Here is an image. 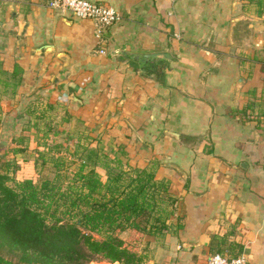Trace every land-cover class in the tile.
I'll list each match as a JSON object with an SVG mask.
<instances>
[{
	"label": "crops",
	"instance_id": "obj_1",
	"mask_svg": "<svg viewBox=\"0 0 264 264\" xmlns=\"http://www.w3.org/2000/svg\"><path fill=\"white\" fill-rule=\"evenodd\" d=\"M91 1L119 20L0 0L6 115L119 145L166 181L169 231L118 233L142 262L220 252L264 264V11L248 0ZM143 53L147 63L134 58Z\"/></svg>",
	"mask_w": 264,
	"mask_h": 264
},
{
	"label": "trees",
	"instance_id": "obj_2",
	"mask_svg": "<svg viewBox=\"0 0 264 264\" xmlns=\"http://www.w3.org/2000/svg\"><path fill=\"white\" fill-rule=\"evenodd\" d=\"M248 1L264 11V0ZM14 117L22 119L18 112ZM22 150L0 145V264H87L94 258L141 264L142 255L118 233L127 227L148 234L169 231L171 210L157 205L170 204L166 181L155 179L146 166L129 164L121 146L109 145L112 155L100 146L85 147L72 171L61 169L60 156L38 150L40 162L48 158L54 172L38 182L14 177L19 164L14 156Z\"/></svg>",
	"mask_w": 264,
	"mask_h": 264
},
{
	"label": "rangeland",
	"instance_id": "obj_3",
	"mask_svg": "<svg viewBox=\"0 0 264 264\" xmlns=\"http://www.w3.org/2000/svg\"><path fill=\"white\" fill-rule=\"evenodd\" d=\"M8 98L13 99L14 97L9 96ZM3 99L2 95H0V140H4L0 145L20 146L23 149L14 156L16 160L19 161L18 169L14 173L15 178L31 177L33 181L38 182L44 177H51L53 175V165H51L48 158L41 163L37 154L38 150L46 151L48 156H60L63 159L61 169H66L68 171H72L76 167L77 153H79L78 151H83L85 147L100 146L101 151L106 152L108 155H112V151L109 150V145L103 144L97 139L93 141V138L90 137V134L87 132L77 131L68 133V130L55 132V124L51 125V121L49 125L44 121L36 122V116H31V126H28L25 121L26 124L23 126V130L20 133L21 140H17L19 136L17 133L20 127V119L16 120L15 118V120L12 121V119L6 115L8 112L4 111L1 103ZM23 121L24 120H22L21 123ZM8 154L11 155V153ZM95 169L100 173L102 178L105 176L104 169L99 162H96ZM157 205H159L162 211L169 209L164 201H160ZM127 233L128 232H121L120 235L124 237ZM93 236L97 238L100 237V235L94 233ZM1 252L9 256L3 249ZM87 264L109 263L104 259L94 258ZM115 264H117L116 261ZM141 264H147V262L143 261Z\"/></svg>",
	"mask_w": 264,
	"mask_h": 264
},
{
	"label": "built area",
	"instance_id": "obj_4",
	"mask_svg": "<svg viewBox=\"0 0 264 264\" xmlns=\"http://www.w3.org/2000/svg\"><path fill=\"white\" fill-rule=\"evenodd\" d=\"M48 5L58 11H68L79 18H89L99 25H106L119 20L118 11L106 3L91 0H48ZM205 264H245L243 254L228 257L220 252L209 253Z\"/></svg>",
	"mask_w": 264,
	"mask_h": 264
},
{
	"label": "water",
	"instance_id": "obj_5",
	"mask_svg": "<svg viewBox=\"0 0 264 264\" xmlns=\"http://www.w3.org/2000/svg\"><path fill=\"white\" fill-rule=\"evenodd\" d=\"M153 56V53H143V54H138L137 56H134V58L138 59V61L147 63L150 57ZM4 142V140H0V144Z\"/></svg>",
	"mask_w": 264,
	"mask_h": 264
}]
</instances>
